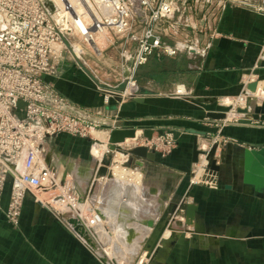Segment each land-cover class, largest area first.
<instances>
[{
  "label": "crops",
  "instance_id": "0c3cea01",
  "mask_svg": "<svg viewBox=\"0 0 264 264\" xmlns=\"http://www.w3.org/2000/svg\"><path fill=\"white\" fill-rule=\"evenodd\" d=\"M224 1L226 8L217 10V16L209 8L200 18L192 20L195 28L187 27L183 33L165 39L171 45L187 43L197 48L179 50L170 57L176 67L169 71L170 74L184 77L183 81L177 79L167 83L177 95L169 96L164 92L145 95V102L138 103L136 110L122 111L116 99L104 107L91 73L96 72L97 66L87 59L90 72L87 66L80 68L65 60L54 78L59 91L75 105L105 108L106 124L99 132L108 137L114 124L118 128L134 129L139 136L145 137L147 130L160 131L163 126L180 130L178 145L170 156L163 158L157 154L155 161L132 158L133 164L140 169L157 168L169 173L168 178L152 176L143 181L112 178L105 181L104 194L103 184L92 191L94 198L103 194L106 200V208L102 210L104 222L94 229L102 248L119 240V250L124 246L139 254L144 238L154 230L150 222L171 215L169 212L178 196L188 195L198 206L194 227L208 233L191 235L193 238L173 233L164 239L162 251L149 264H264V176L256 174L244 179L240 176L243 168H235L236 163L244 164L247 154L252 155L264 147V122L225 124L223 119L214 120L211 125L203 122L205 115L215 110L216 98L243 95L245 77H249L250 82L259 80V86L264 89V66L258 67V62L264 60V0ZM102 42L105 40L98 38L97 43L101 45ZM255 68L260 69L259 74L246 73ZM178 88L189 96H179ZM223 123V133L236 138L238 143L225 151V161L218 173L219 187H191L187 172L194 163L195 134L192 130L206 135L220 130ZM91 137L60 134L50 145L48 162L58 168L65 167L68 162L65 157L70 152L66 143L102 139ZM94 146L89 145L86 152L99 158ZM71 155L77 161L83 160L78 152ZM253 166L264 170V165L256 160ZM117 168L123 171L121 163ZM94 170L95 167L93 173ZM40 198L45 204L31 196L26 199L21 224L14 227L6 216L10 188L6 189L0 201V264H109L91 245L83 242L60 207L51 203L54 200L48 193H42Z\"/></svg>",
  "mask_w": 264,
  "mask_h": 264
},
{
  "label": "built area",
  "instance_id": "2783aa9c",
  "mask_svg": "<svg viewBox=\"0 0 264 264\" xmlns=\"http://www.w3.org/2000/svg\"><path fill=\"white\" fill-rule=\"evenodd\" d=\"M226 5L224 0H52L51 5L46 0H0V201L9 187L6 216L12 226H20L26 199L43 202L44 192L62 205L67 218L78 219L90 230L103 224L102 210L81 196L69 175L48 162L50 145L60 134L93 136L106 124L104 107L112 100L119 97L121 107L139 97L134 76L142 65L155 55L197 50L165 39L195 28L196 12ZM113 35L129 42L122 51L123 67L131 73L126 88L119 91L120 84L95 83L104 107L75 105L54 81L61 65L67 60L80 68L88 66V51L80 43L101 53L98 38L111 43ZM116 128L114 124L112 130ZM100 142L96 139L94 144ZM135 144L158 153L161 138H139ZM200 151L207 159L212 145ZM130 155L123 154V165Z\"/></svg>",
  "mask_w": 264,
  "mask_h": 264
},
{
  "label": "rangeland",
  "instance_id": "374dc122",
  "mask_svg": "<svg viewBox=\"0 0 264 264\" xmlns=\"http://www.w3.org/2000/svg\"><path fill=\"white\" fill-rule=\"evenodd\" d=\"M46 1L50 3V5L52 4V0H46ZM211 9L213 12H216V16L218 15V12L221 10L217 8H211ZM195 16L196 18H200L201 13L196 12ZM128 43L129 42L126 41L124 38L113 35V42L111 43L102 42L101 45L99 43L96 44V46L102 50L101 53L94 52L93 49L88 44L80 43V45L84 46V48L87 49L89 52L88 53L89 57L85 54L87 56V57L85 56V59H87L88 61L92 62L94 65L97 66V68L95 69L96 70L95 73H93L90 70V67L88 66L85 67L89 72L91 71L92 75L95 77V83L100 84L101 82H106L111 85L120 84L119 88L117 89L119 91H123L126 88L131 73H129L128 70L125 67H123L124 61L122 57V51L124 46H126ZM129 46L134 47V44L130 43ZM90 54H93L94 57L92 56L90 57ZM170 57L172 56L167 55L166 53L161 54L160 56L155 55L150 59L148 63L142 65L137 70L134 77L138 81V84L140 86V92L138 96L160 94L161 92L162 93L164 92V94H167L169 96L177 95L175 92H173L172 89L168 88L167 83H171L169 82L170 80H177V79L183 81L184 77L176 74H170L169 71L173 70V68H176L174 65L175 63H173L170 60ZM165 69L167 71L166 73H164ZM243 84H244L243 92L241 94H244L246 92V89H248L246 88L247 82L243 81ZM162 85H167V86L164 87ZM178 95L179 96L182 95V97L184 98H186V96H189V94L187 95L186 92L178 93ZM118 98L119 97H117V100ZM221 100L219 98H216L215 102L216 103L221 102ZM258 101H259L258 98L256 96H253L251 98L252 104L251 106H249V108L252 109V106H254L256 102L258 103ZM238 118L240 119L242 117L240 116L239 117L234 116L233 118L231 117V120L230 119L225 120V124L228 122H235V123L239 122ZM214 120L215 119L209 117L208 114L205 115V117L203 118L204 124L207 125L213 124ZM223 126L224 123L221 126H219L221 128L220 130L210 131L206 135H203L204 137L209 139V144L212 145V151L207 157V162L202 163L200 166H195L194 164H192L190 170L187 172L191 187L192 186H206L210 188L219 187L218 173L221 171V169L219 171L212 169L211 162L213 159H216L219 165L222 167V163L223 161H225L224 155L226 149L230 145L238 143V140L236 138L230 137L223 133L222 131ZM161 130L162 132H159V130H155L153 137L161 138V145L157 147V150H159L157 154H159L163 158H166L170 156L177 147L178 139H179L177 133L179 134L180 130L178 131L177 128L170 125L161 127ZM200 136L201 135H199V137ZM146 137L148 138V136ZM87 138L89 139L92 137H87ZM94 142L95 140L94 141L92 140L89 143L83 141L67 142L66 144L68 145L67 147L70 150V152L73 154L75 152H78L79 154L82 155L83 160L77 161L75 156L71 155L70 152H67L69 154L65 158L66 160H68V162L66 164L64 163L66 165L65 167L62 166L59 167V169L62 170L65 173V175H69L70 178H72L74 182H76L78 189H80L81 193L85 195V199L88 200V203L97 206L101 210H103V208H106V200L104 199L103 194L105 188H107V186L105 185V181H108L109 179L119 178V179L128 180L131 178V180L133 179L135 181L136 180L143 181L144 178L152 177V176H160L162 178H164V176L166 178L169 177L168 175L169 173L167 174L166 171L159 170L157 168H151V170L148 168L146 171L140 169L139 167H135L136 165L133 164L132 158L133 157L139 158V157L134 155H130L131 158L129 162L123 165L121 163L122 162L121 157H123L121 156L122 153L119 152L117 153L109 150L107 140L100 142V145L105 144L106 146V153L104 154V157H102L103 159L101 158L102 160L96 158L95 156L90 155L89 153L87 154L86 151L88 149V146L93 145ZM102 162L108 163L107 164L109 168L108 170L112 173L111 176L107 174L98 176V170ZM91 163H94L93 164L95 167L94 173H93L94 167L93 166L91 167ZM120 163L123 166V171L121 172H119L118 168L116 169V167ZM248 163L249 162L246 159H244V164L242 166L238 163H236L235 165V168H237L238 170H241L243 168L240 176H243L244 179L248 177H254V175H256L255 173L251 172ZM96 167L98 168L96 169ZM102 184H103L102 187L103 194H101L100 197L98 198L97 197L94 198L92 196L93 192L97 188H100L101 187L100 185ZM90 185L91 188H89L88 190V187ZM45 193L49 194V192H45ZM178 198L179 199L174 203L172 210H170L169 212L171 215L160 218L158 222L157 221L155 222L153 220L150 222L154 230L144 238L142 248L138 250L139 254H135L136 250L134 251V249L124 248V246L120 248L121 250H119V246H120L119 240L112 242L110 247L102 248L95 236L98 235L95 232V230H88L94 242H96V246L92 247L93 250H95L103 258H105L106 262L109 261V264H122V262H124L123 264H149V261L152 260L153 257L157 256L162 251L161 247L164 243V239L173 235V233L174 234L178 233V236L186 235V234L190 236L196 235L195 237L200 236L201 234L204 233L207 234L208 232L201 231L199 228L194 227L196 217L191 222V219L186 214L185 206L188 203H193L192 202L194 201L193 197L187 195L183 197L178 196ZM51 203L53 205L55 204L56 208L60 207V210L63 208L62 205L56 201L55 202L53 201ZM70 218L73 217L71 216ZM210 235H214V234H210ZM80 237L83 240V242L89 244L82 235ZM191 238H193V236H191ZM118 252H120V255H118ZM133 255L135 256L132 257ZM118 259L119 262L117 261Z\"/></svg>",
  "mask_w": 264,
  "mask_h": 264
},
{
  "label": "water",
  "instance_id": "95a60500",
  "mask_svg": "<svg viewBox=\"0 0 264 264\" xmlns=\"http://www.w3.org/2000/svg\"><path fill=\"white\" fill-rule=\"evenodd\" d=\"M264 66V60H261L258 62V67ZM247 74H259L260 69L255 68V69H248L246 70ZM258 86V81L250 82L247 84V88L251 91H256ZM145 102V97L139 96L135 97L133 100L127 101L123 103L120 107L122 111H130V110H136L137 104L138 103H143ZM233 109L231 105H225L222 104L221 102H218L216 105L215 110L208 112V116L215 119V120H222L225 119L228 115V112H230ZM239 113H248L251 116L249 117H244L240 118L239 121L241 123H251L253 120L255 121H263L264 122V101L261 103H255L254 106H252V109L249 107H239L237 109ZM155 130H147L145 132V135L148 136L149 139L153 137ZM159 132H162L160 130ZM192 132L195 134V140L193 144V157L192 160L193 162H197L199 160V155H200V146H199V134L204 135L203 132H198L196 130H192ZM136 130L134 129H122V128H116L112 130L110 136H109V150L115 151L116 149H120V146H118L120 143H122L127 137H135ZM177 136L179 134L177 133ZM125 153H129L131 155L137 156L139 158H146L148 160L155 161L157 159V153L150 150L147 146L141 145L137 146L134 148H131L129 150H126ZM246 160L249 162L248 166L251 170L252 173H255L259 176H264V170L263 169H256L254 168V161L256 160L260 164L264 165V147L255 150L254 154H247ZM108 163L107 162H102V164L99 167L98 170V176L102 175H109L111 176L112 173L108 170ZM211 168L219 171L221 169V166L217 162L216 159H213L211 162ZM185 211L187 216L193 221V219L196 217V212L198 209V206L194 203H188L185 206ZM69 222L74 225L75 231L78 232L81 229L82 223L76 218H70ZM84 238L86 239L87 242H89L92 246H95V243L93 242V239L88 235L85 234Z\"/></svg>",
  "mask_w": 264,
  "mask_h": 264
},
{
  "label": "bare ground",
  "instance_id": "6f19581e",
  "mask_svg": "<svg viewBox=\"0 0 264 264\" xmlns=\"http://www.w3.org/2000/svg\"><path fill=\"white\" fill-rule=\"evenodd\" d=\"M250 80L251 79L249 77H245L244 78V81L247 82V83H250ZM258 86H259V83H258ZM258 86H257V90L256 91H251L249 89H246V92L243 95H240V96H237V97L228 96V97L222 98V100H221L222 104L231 105L233 107V109L230 112H228V115L225 118L226 120H229V119H231V117L233 118L234 116H238V117L240 116L242 118L248 117L250 114H248V113H239L237 111V109L239 107H243L244 108V107L251 106L250 100H251V98L253 96H256L258 98V100H259L258 103H261V102L264 101V89H263L262 86H259V87ZM177 91L179 92V88H178ZM93 134H94V136L102 138V139H105V140H107L109 138L106 134H103L102 132H99V131H94ZM201 136L199 137V146H200L201 150L203 151V150L210 149L209 139L206 138V137H203V136L201 137ZM144 137L145 136H139L137 134V132H136L135 137H127L122 143H120L118 145V146H120V149L118 147V149H116L115 151H117L119 153H122V154H129V153H125V151L129 150L131 148H134L136 146V144H135L136 140L139 139V138H144ZM93 150H94L95 155H97L101 159L102 157H104V154L106 153V146L104 144L103 145L95 144ZM218 157H217V159H218ZM204 162H207L206 156H205V154L200 152L199 160L197 162H194L193 164L195 166H198V165H200V164H202ZM113 166H112V168H113ZM88 230H90V229L88 227H86L84 224H82L81 229L78 231V233L80 235H82L83 237L85 236V234H88L91 237V235H90ZM93 242H94V240H93ZM89 245H91V244L89 243ZM95 246H96V243H95ZM95 246H92V247H95ZM107 262L109 263V261H107Z\"/></svg>",
  "mask_w": 264,
  "mask_h": 264
}]
</instances>
